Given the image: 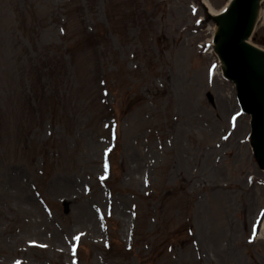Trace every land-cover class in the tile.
<instances>
[{
	"label": "rangeland",
	"instance_id": "rangeland-1",
	"mask_svg": "<svg viewBox=\"0 0 264 264\" xmlns=\"http://www.w3.org/2000/svg\"><path fill=\"white\" fill-rule=\"evenodd\" d=\"M215 29L203 0H0V264H264Z\"/></svg>",
	"mask_w": 264,
	"mask_h": 264
},
{
	"label": "water",
	"instance_id": "water-1",
	"mask_svg": "<svg viewBox=\"0 0 264 264\" xmlns=\"http://www.w3.org/2000/svg\"><path fill=\"white\" fill-rule=\"evenodd\" d=\"M245 4V0H237L229 17L222 21L219 52L228 66L227 76L236 82L246 109L253 113V147L264 166V63L257 52L241 43L251 14L244 9Z\"/></svg>",
	"mask_w": 264,
	"mask_h": 264
},
{
	"label": "bare ground",
	"instance_id": "bare-ground-1",
	"mask_svg": "<svg viewBox=\"0 0 264 264\" xmlns=\"http://www.w3.org/2000/svg\"><path fill=\"white\" fill-rule=\"evenodd\" d=\"M229 2L230 1H232V0H228ZM205 3V5L206 6H208V12L212 15V16H214V17H218L221 13H223V11L225 10V8L224 9H221V10H219V11H215V10H213L210 6H209V4H208V2L207 1H205L204 2ZM258 4V6L260 5H263L264 4V0H258V2H257ZM264 18V9L262 10V9H257L256 10V19H255V23H257L259 20H262ZM254 23V25H256ZM247 42L248 43H250V40L248 39L247 40ZM261 230H264V222H263V225H262V228H261Z\"/></svg>",
	"mask_w": 264,
	"mask_h": 264
},
{
	"label": "snow or ice",
	"instance_id": "snow-or-ice-1",
	"mask_svg": "<svg viewBox=\"0 0 264 264\" xmlns=\"http://www.w3.org/2000/svg\"><path fill=\"white\" fill-rule=\"evenodd\" d=\"M76 239L78 240V239H79V237H76Z\"/></svg>",
	"mask_w": 264,
	"mask_h": 264
}]
</instances>
